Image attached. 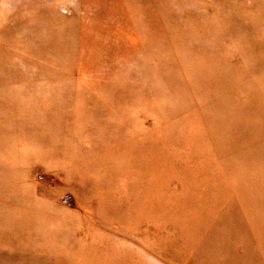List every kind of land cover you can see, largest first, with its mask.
<instances>
[{
  "label": "rangeland",
  "instance_id": "rangeland-1",
  "mask_svg": "<svg viewBox=\"0 0 264 264\" xmlns=\"http://www.w3.org/2000/svg\"><path fill=\"white\" fill-rule=\"evenodd\" d=\"M13 82L0 264H264V0H0Z\"/></svg>",
  "mask_w": 264,
  "mask_h": 264
},
{
  "label": "crops",
  "instance_id": "crops-1",
  "mask_svg": "<svg viewBox=\"0 0 264 264\" xmlns=\"http://www.w3.org/2000/svg\"><path fill=\"white\" fill-rule=\"evenodd\" d=\"M14 84H15L14 82L11 85L10 84H7L8 88H9L8 89L9 90L8 94L5 95V96H0V104L1 103L4 104V100H3L4 97H6V96H10L11 97L12 102H13L12 107H11L12 109L16 107L15 101H18V103H19V101H21V98L20 97H17V95L14 92V90L16 89L15 87H13V86H15ZM2 86L3 85H1V83H0V88ZM12 87H13V90H11ZM14 96H15V98H14ZM25 96H27V94ZM17 106L19 107V105H17ZM6 107L8 108V111L2 112V114H4L5 116H10L9 114H11V112L13 110L10 109L8 106H6ZM1 108H3V107H0V109ZM7 113H9V114H7ZM29 159L32 160V158H29ZM29 162H30L29 163V167H31L33 165V163L31 161H29ZM5 164H6V158H5V156L3 154H0V167L5 166ZM24 164L27 165V160H25ZM6 176H7L6 169L3 168L1 170V172H0V207H1V205L3 206L4 203H5V201L3 202V199L5 198L4 197V194L6 193V185H5ZM23 176H25V175H21V173H20V178H21L20 180H22V181H28L29 182V177L30 176H28V179H27V176H25V177H23ZM23 178H25V179L23 180ZM10 179H13V175H12V177ZM29 186L31 187V183L30 182H29ZM2 213H4V209L3 208H0V214H2Z\"/></svg>",
  "mask_w": 264,
  "mask_h": 264
}]
</instances>
